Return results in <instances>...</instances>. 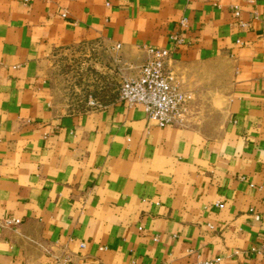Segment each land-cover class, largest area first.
Wrapping results in <instances>:
<instances>
[{"label":"crops","instance_id":"crops-1","mask_svg":"<svg viewBox=\"0 0 264 264\" xmlns=\"http://www.w3.org/2000/svg\"><path fill=\"white\" fill-rule=\"evenodd\" d=\"M97 40L226 63L224 122L63 107L50 54ZM263 243L264 0H0V264H264Z\"/></svg>","mask_w":264,"mask_h":264},{"label":"rangeland","instance_id":"rangeland-1","mask_svg":"<svg viewBox=\"0 0 264 264\" xmlns=\"http://www.w3.org/2000/svg\"><path fill=\"white\" fill-rule=\"evenodd\" d=\"M140 53L99 40L55 48L48 58V74L56 100L67 109L85 110L120 98L124 80L135 76L138 65L147 60ZM177 74L192 95L188 120L196 113L199 126L217 131L225 120L224 95L230 87L226 63L182 67Z\"/></svg>","mask_w":264,"mask_h":264},{"label":"built area","instance_id":"built-area-1","mask_svg":"<svg viewBox=\"0 0 264 264\" xmlns=\"http://www.w3.org/2000/svg\"><path fill=\"white\" fill-rule=\"evenodd\" d=\"M236 17L241 16L240 9L235 7ZM175 48L183 43L180 35L173 37ZM121 48V43L113 46ZM147 60L141 65L137 75L127 78L122 83L120 99L130 105L142 104L150 120L157 125L171 123L184 125L188 121L192 95L182 87L175 69L169 68L173 50L160 47H147ZM222 207V203H217ZM21 222L20 218L7 217L3 220L6 226H14ZM264 251V243L261 248ZM56 264H75L70 253L57 256ZM204 264H220L218 259H207Z\"/></svg>","mask_w":264,"mask_h":264}]
</instances>
